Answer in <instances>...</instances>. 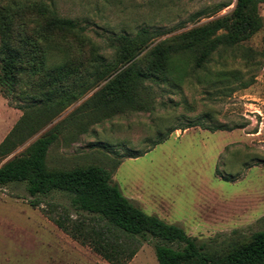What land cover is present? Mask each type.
<instances>
[{
  "label": "rangeland",
  "instance_id": "obj_1",
  "mask_svg": "<svg viewBox=\"0 0 264 264\" xmlns=\"http://www.w3.org/2000/svg\"><path fill=\"white\" fill-rule=\"evenodd\" d=\"M232 4L213 13L222 2ZM60 17L86 30L66 38L67 60L76 75L89 78L96 56L111 62L107 39L140 27L159 31L163 39L214 19L231 10L234 0H53ZM262 29L241 47L213 56L210 72L234 71L247 81L245 89H224L195 80L181 88L152 86L151 112L100 111L66 145L53 147L49 168L96 164L111 173L121 193L147 214L176 224L187 235L210 247L226 249L264 230V4L259 6ZM204 13L191 20L196 13ZM64 43V41H63ZM65 59L56 54L48 66ZM99 63V61L97 60ZM255 62L256 66H250ZM71 68V69H72ZM102 70V69H100ZM72 78V79H73ZM72 79L70 81H72ZM105 84L97 82L44 130L0 157V166L18 156L36 137L67 117ZM23 103L0 93V144L19 120ZM224 126L204 130L193 126L172 132L149 147L159 132L179 122ZM126 150L136 158H116ZM119 163L117 167H114ZM29 204L24 184L0 188V264H107L89 247L59 230L42 208L47 202L70 206L69 198L52 193ZM127 264H157L152 244L143 243Z\"/></svg>",
  "mask_w": 264,
  "mask_h": 264
},
{
  "label": "trees",
  "instance_id": "obj_2",
  "mask_svg": "<svg viewBox=\"0 0 264 264\" xmlns=\"http://www.w3.org/2000/svg\"><path fill=\"white\" fill-rule=\"evenodd\" d=\"M231 4L222 2L213 13ZM262 4L264 0H234L227 13L163 39H158L162 36L159 31L147 27L138 28L133 35H111L107 42L114 51L113 60L105 62L96 56L89 63L87 80L71 78L74 69L67 60L66 45L68 36L85 32L84 25L60 17L53 0H0V93L23 103L18 107L21 117L0 144V157L51 125L97 82H105L67 117L0 166V188L24 184L33 207L40 204L37 198L52 193L69 198L68 207L47 202L43 213L64 234L89 247L107 264H127L143 243L152 244L157 264H264V230L226 249L212 248L187 235L180 226L144 212L112 183L111 173L104 167L49 168L47 164L50 150L66 145L87 123L98 122L100 111L103 115L106 111H153L152 86L181 88L195 80L219 84L224 89L232 85L234 90L247 88L254 76L245 81L234 71L210 72L208 65L215 54L241 47L262 29L258 11ZM203 14L198 12L190 19ZM56 54L65 60L48 66L49 58L54 59ZM193 126L225 129L199 121L179 122L159 132L149 147L176 130ZM140 154L126 150L114 156L136 158Z\"/></svg>",
  "mask_w": 264,
  "mask_h": 264
}]
</instances>
